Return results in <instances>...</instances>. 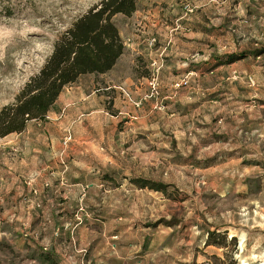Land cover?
Segmentation results:
<instances>
[{
  "label": "rangeland",
  "instance_id": "obj_1",
  "mask_svg": "<svg viewBox=\"0 0 264 264\" xmlns=\"http://www.w3.org/2000/svg\"><path fill=\"white\" fill-rule=\"evenodd\" d=\"M99 1L0 0V109L12 103L27 80L38 73L58 35ZM136 1L140 15H117L114 21L118 28L135 33L138 26L148 25L149 16L144 13H155L159 20L156 28L161 24L168 27L169 39L188 35L187 56L164 72L167 49L151 58L162 53L157 96H150L147 85L151 59L143 70L146 84L142 96L135 99L129 91L120 92L134 109L150 102L156 114H166L165 119L155 115L154 126H150L152 122L133 119L125 108L117 109L111 103L103 126L107 135L98 133L92 149L83 146L94 151L96 167L100 168L101 162L104 169L119 172L117 181L125 180L126 185L118 190L101 188L102 198L115 193L124 212L145 216L134 217H139L144 227H166L174 233L178 227L185 229L182 244L187 246L188 261L264 264V54L240 58L213 73H207L205 67L209 55L264 49V0ZM202 19L227 35L218 40L202 35L195 28ZM198 39L204 42L199 44ZM192 67L190 72H177ZM137 102H141L139 107L134 105ZM176 105L186 115L167 112ZM66 133L71 139L64 145ZM72 140L71 132L64 131L57 156L61 171L52 175L59 184L66 183L65 174L72 164L64 156ZM23 143L16 134L0 138V186L9 183L2 176L9 175L7 167L14 163ZM99 155H105L106 160H98ZM125 177L167 184L165 198L161 192L128 186ZM31 180L24 176L14 185ZM94 191L91 195L97 199L98 188ZM2 192L0 188V197ZM87 197L84 188L79 197L86 211L83 215L88 211ZM24 202L31 205L29 197ZM78 204L74 220L80 225L84 219L80 216L81 223L75 219ZM5 206L0 202V209ZM8 217L3 212L0 216V264H25L33 252H20L8 242L3 234L8 227L3 221ZM207 233H213L212 243L224 246L206 245ZM176 251H170L169 261H174Z\"/></svg>",
  "mask_w": 264,
  "mask_h": 264
},
{
  "label": "crops",
  "instance_id": "obj_2",
  "mask_svg": "<svg viewBox=\"0 0 264 264\" xmlns=\"http://www.w3.org/2000/svg\"><path fill=\"white\" fill-rule=\"evenodd\" d=\"M138 11L136 8L132 15L139 16ZM144 15L149 16L146 21L148 25L138 26L140 28L137 27L135 33L120 30L115 23L124 51L110 71L99 75L81 76L76 83L62 91L44 121H31L22 133L16 134L24 143L20 146L14 163L7 167L12 174L8 171V176H2L9 183L6 181L5 185L0 186L3 191L0 202L6 204L0 209L3 210L0 216L2 212L9 215V220L3 221L8 226L6 231H3L8 242L18 247L20 252H33L25 258V264L201 263L197 259L187 260V246L182 244L183 238H186L185 229L178 227L174 233L166 227H144L141 219L134 217L145 216L137 213L132 217L124 212L123 208L117 205L120 199L115 197V193L102 198L101 188L118 190L126 183L125 180L117 181L118 171L104 169L101 162L100 168L96 167L94 151H91L96 145L98 133L103 137L107 135L103 126L107 119L108 105L111 103L117 109L125 108L133 119L152 122L150 126H154L155 115H161L165 119L166 114H156L150 102H146L145 107L134 109L124 101L120 92L129 91L135 99L141 97L143 85L146 84L143 71L147 68L145 64L164 48L167 49V62L162 71L174 68L187 56L188 42L185 39L188 35L169 39L168 27L161 24L156 28L159 20L156 19L155 13L151 15L147 12ZM206 25L202 19L196 22L195 28L199 29L202 35H212L216 40L227 35V32H218L216 27ZM159 33L162 35L157 36ZM152 35H155L156 45L150 49L147 41ZM198 40L199 44L204 42V39ZM257 50L263 49L232 50L224 54L209 55L205 64L207 73L230 65L231 63L218 65L229 55L246 54L244 57L252 58L264 54H257ZM188 70L192 71L194 67L177 72H190ZM85 78L87 81H84ZM173 108V111L168 109L167 112L186 115L177 105ZM95 126H98V130L102 127V131L99 132ZM41 128L42 132L39 131ZM66 130L71 132L73 140L64 156L70 158L72 164L65 174L66 183L59 184L52 175L61 171L57 156L63 147L61 141ZM152 134L156 136L157 132ZM85 145L91 149L84 148ZM99 156L98 160H106L105 155H102V158ZM24 176L32 179L31 183L15 186V182ZM133 178L139 177H125L129 182L128 186L132 188L134 185L130 179ZM47 183L48 187L45 186ZM84 188H87L88 197L85 198V204L88 211L86 215H82L84 221L77 225L74 220V208ZM95 188H98L97 199L94 198L95 194L91 195L92 192L95 193ZM161 195L165 198V193ZM26 197H29L31 205L24 202ZM194 248H197L196 244ZM175 249L177 251L174 261L171 262L168 257L170 251Z\"/></svg>",
  "mask_w": 264,
  "mask_h": 264
},
{
  "label": "trees",
  "instance_id": "obj_3",
  "mask_svg": "<svg viewBox=\"0 0 264 264\" xmlns=\"http://www.w3.org/2000/svg\"><path fill=\"white\" fill-rule=\"evenodd\" d=\"M136 8V0H100L76 17L53 42L51 53L38 73L27 80L12 103L0 109V138L22 133L31 121H44L62 91L81 76L110 71L124 51L113 19L117 15L130 17ZM263 52L264 49L256 51ZM243 57L244 54L229 55L218 65ZM130 182L139 189L161 193L169 187L142 178ZM207 236L206 245L224 246L211 242L213 233Z\"/></svg>",
  "mask_w": 264,
  "mask_h": 264
},
{
  "label": "built area",
  "instance_id": "obj_4",
  "mask_svg": "<svg viewBox=\"0 0 264 264\" xmlns=\"http://www.w3.org/2000/svg\"><path fill=\"white\" fill-rule=\"evenodd\" d=\"M156 45V38L155 37H149L148 41H147V46L152 49L154 46ZM162 58V53L154 59H151V62L149 63V78L147 80V85L148 88L151 91V97H155L158 95V79H159V75H160V71L163 67V60ZM141 104V102H137L135 103V107H139ZM71 139L69 133H66V135L64 136V141L63 144L66 145L68 143V141ZM85 208L83 206L82 203V198L79 199V204H78V211H77V215L75 217V219L81 223L82 220L80 218V216H82L83 214H85Z\"/></svg>",
  "mask_w": 264,
  "mask_h": 264
}]
</instances>
